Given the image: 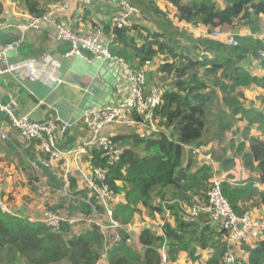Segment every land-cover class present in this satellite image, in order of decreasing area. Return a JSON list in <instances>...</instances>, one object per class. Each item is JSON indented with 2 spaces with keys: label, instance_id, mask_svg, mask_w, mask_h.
<instances>
[{
  "label": "trees",
  "instance_id": "1",
  "mask_svg": "<svg viewBox=\"0 0 264 264\" xmlns=\"http://www.w3.org/2000/svg\"><path fill=\"white\" fill-rule=\"evenodd\" d=\"M9 1L20 11L38 18L64 0ZM220 1L222 7L213 0H168L175 8L179 23L208 29L247 27L254 32L259 29L260 18L264 17V0ZM127 2L139 11L144 24L113 27L109 45L111 55L122 59L134 71L143 70L154 58L160 57L156 79L160 82L171 80L174 90H164L161 104L155 110L157 133L141 137L133 131L113 137L122 150L113 165H109L108 158L101 152H91V166L109 168L106 184L117 198L122 199L112 207L113 219L122 229L106 235L99 226L88 222L94 212L101 215L103 207L87 188L79 187L76 177H71L67 188L68 211L61 217L72 220L76 215L87 224L86 229L69 236L76 223L62 221L60 229L53 231L45 224L34 223L19 214L8 216L0 212V264H100L103 254L105 261L102 264H160L159 251L163 247L169 264L174 263L182 252L196 261L199 259L197 250L208 251L204 264H225L223 256L230 250L226 233L207 216L199 219L184 216L186 208L207 201L213 170L206 163H197L196 151L210 142L209 117H214L218 124L213 137L222 135L225 127V114L219 112L213 116L211 113L216 93L213 90L204 93L209 80L219 87L225 108L246 122L243 135L248 147L245 141L241 142L237 146L238 156L243 167L258 174V182L264 185V139L249 136L254 125L260 126L264 136V114L241 108L239 98L234 96L237 89L251 86L264 89V75L253 76L241 66L248 58L255 59L264 73V60L260 56L264 50L263 42L249 36H235L236 45L232 46L208 37L184 38L166 30L168 16L152 2ZM2 14L0 2V17ZM180 37L189 45L182 46ZM15 41L0 32V42L12 44ZM148 76L146 81L152 82ZM64 135L68 134L65 132ZM71 140L67 138L66 144ZM32 145L34 143L27 146L24 155L33 163V170L42 173L48 186L63 190L64 184L57 179L56 171L45 163L48 158L43 162L30 156ZM67 145L60 149L71 147ZM224 164L230 169L233 167L232 161H224ZM254 182L251 178L241 186L221 184L222 195L236 215H242L247 210L246 204L252 203L256 196L264 207V193L259 194L253 188ZM49 210L57 213L56 208ZM141 210L151 218H160L162 235L143 228L135 241L126 232L125 227L132 224L136 216H142ZM167 214L168 218L165 217ZM233 264H264V241L250 250L246 263L235 259Z\"/></svg>",
  "mask_w": 264,
  "mask_h": 264
},
{
  "label": "built area",
  "instance_id": "2",
  "mask_svg": "<svg viewBox=\"0 0 264 264\" xmlns=\"http://www.w3.org/2000/svg\"><path fill=\"white\" fill-rule=\"evenodd\" d=\"M93 1L64 0L60 4L51 6L41 17L36 18L26 15L25 22L16 25L19 31V38H17L16 42L0 49V77L14 71L23 70L27 77L35 78L38 74V65L35 60H27L22 64L13 65L8 62L7 52L13 45H19L23 41L26 32L40 31L50 27L52 38L55 41L69 44L70 48L65 54L66 58L84 56L85 53H88L93 58L118 64L121 82L114 94L113 104H106L99 108H88L80 118L79 122L87 131V138L63 150L56 143L55 127L52 124L35 122L28 117L16 118L13 115L11 108L16 105L14 100H11L6 106L0 104V113L8 118L11 128L17 131L21 140L28 146L34 143L35 147L53 164L63 166V191L67 192L68 180L72 177V164L76 168L78 161L82 157H86L88 170L83 172L81 168H77L76 171L80 175L81 182L79 184L81 188L85 187L94 194L98 203L103 207V221L96 222L90 218L88 222L99 226L102 233L105 234L107 230L122 229V226L113 219L112 207L117 197L106 184L109 168L92 167L90 163L91 152L93 150L101 152L103 157L108 158L109 165H113L119 160L122 150L113 141L112 138L114 136L108 135L106 130L139 128L138 131L140 132L138 134L141 137L157 133L159 129L155 125L154 115L156 108L161 104L164 90L157 88L146 92L145 71H134L122 59L111 55L109 45L112 43L113 35H111L107 44L101 28H96L90 34L83 35L73 32L67 25L58 22L60 14L66 12L73 3L88 5ZM118 1L122 11L113 19V27H130L140 17L139 11L130 6L127 0ZM5 26L9 28L14 25L8 24ZM215 35L217 37L220 36L218 33ZM226 43L232 46L236 45L233 36L226 38ZM260 56L264 60V51L260 53ZM0 139H7V135L1 127ZM209 183L206 203L186 208L185 213L189 219L207 216L212 224L226 233L227 243L230 248L251 238L255 232L264 233V219L253 217L248 211L242 215L234 213L222 195L221 184L223 180L221 178H217L214 175ZM4 192V182L0 179V212L8 216H15L16 211L8 202ZM94 214V216H98L97 212H94ZM82 220V218L66 220L55 212L46 211L38 219L30 221L34 223L41 222L51 228V230L58 231L62 221H68L73 224ZM126 227L129 228L130 225ZM128 234L130 235V233ZM159 253L160 264H169L164 247L160 249ZM103 260H105V254L101 257V261ZM223 262L225 264H233L235 262L231 250L224 254Z\"/></svg>",
  "mask_w": 264,
  "mask_h": 264
},
{
  "label": "crops",
  "instance_id": "3",
  "mask_svg": "<svg viewBox=\"0 0 264 264\" xmlns=\"http://www.w3.org/2000/svg\"><path fill=\"white\" fill-rule=\"evenodd\" d=\"M147 1L152 2L156 8L163 11L164 13L169 11V13L173 14L175 17V8L168 2V0ZM217 1L218 5L222 7V2L220 0ZM0 2L3 5V14L0 17V32H3L7 34L8 37H12L17 40V38H19V31L16 25L23 24L26 20V15L29 14L20 11L14 6L13 3L7 0H0ZM121 11L122 7L119 6L118 0H94L88 5L73 3L66 12L60 14L58 22L67 25L73 32L83 35L90 34L96 28H101L104 32L105 41L108 44L112 35L111 31L113 28V19ZM261 20H264V17H261L260 21ZM175 21L179 23L176 18ZM134 23L144 24V21L139 17L133 22V24ZM8 24L14 26L6 28L7 26L5 25ZM179 24L184 26H192L184 23ZM233 28V37L249 36L256 40L262 41L264 44V34L261 35L258 32H253L247 27H245L246 29H243L242 31L237 29L240 27ZM51 31L52 30L50 27H46L40 31L26 32L24 34L23 41L19 45H13V47L8 50L7 59L10 64L17 65L22 64L27 60H35L38 65V74L35 78H29L27 77L25 71L18 70L1 76L0 104L2 106H6L11 100H14L16 105L12 107L11 110L16 118L28 117L30 120L35 122H45L52 124L55 127L56 143L59 148H64L65 145H67V138L72 139L67 145L72 147L87 138V131L80 122L72 124L68 127V123L78 106V98L81 95L82 89L86 88L92 80L98 78L100 72H102L101 75L104 77L109 75L112 69L110 68L111 65L108 68L103 69L102 65L104 61L93 58L88 53H85L84 56H72L70 58H66L65 54L69 51V44L66 42L55 41L52 38ZM7 45L10 44H4L0 42V49ZM160 64L161 58L156 57L151 63L147 64L143 70L145 72L153 71L151 73L152 77L156 79ZM241 66L253 76L261 77L264 75L259 67V62L255 59H252V62L247 59L241 64ZM249 69L252 70L249 71ZM147 86L148 85L146 82V92H150L152 89H157L152 88L150 91H147ZM117 88L118 86L116 89ZM249 88H252V91L255 89H262L255 86H251ZM116 89H114V94ZM263 98L264 95L260 97V101L257 106H252L251 108L245 109H252L264 114ZM0 127L7 135L6 142L9 147L13 148L12 153L20 154L22 156L21 159L23 163V165L19 166L20 163L13 162L9 165L8 162L3 161V159L7 158L4 152V149L7 148L5 144L0 142V169L8 171L7 168L9 167L13 172V167L15 166V170L16 168H22L23 170H26L25 165H27V163L33 167V163L29 162L24 155L25 149L28 145L23 140H21L17 131L11 128L8 118H6V116L2 113H0ZM257 128L258 125H254L250 129L252 131L250 136L264 139V136ZM119 129L120 128L108 129L106 130V133L115 137L119 135ZM138 129L136 128L133 130L138 133ZM65 132L68 134L67 136L64 135ZM15 143L19 144L22 150H20V148H18ZM245 144L246 147H248V143L245 142ZM29 154L30 156H35L37 160H40V156H43V158L46 159V157L37 147H35V145H32L29 150ZM235 160L236 166L230 170L225 169V164L222 165L220 162L215 164L216 171H222V175H219V178L222 180L224 179L223 182H227L232 187L241 186L252 178L255 181L253 188L257 190L259 194L264 193V185L259 183L257 180L258 174L250 173L243 167L241 160ZM196 161H198L197 157ZM45 162L47 165H49V167H51V169L58 166L53 164L48 159ZM78 162L79 163L76 168L74 167V164L71 166L73 173L77 171V168H81L83 171L88 170V160L86 157H82ZM60 166L63 172V166ZM73 173L71 175L72 177ZM1 180L4 182L5 193H8L9 190L11 191L8 180L4 178ZM240 180L242 183H238ZM61 182L64 183L63 180H61ZM79 186L81 185L79 184ZM116 201L113 203V205L117 203ZM29 206H27V209L26 205L20 207L18 210L20 214L17 212L16 214L29 218L30 220L38 219L42 215L41 208L38 209V211H34L32 207ZM246 209V211L250 212L253 217L264 219V207L259 203L258 196L253 198L252 203L246 204ZM28 211L33 212L34 214L29 215L27 213ZM94 215L91 217V219L95 220L96 222L102 221L103 213L98 216ZM136 217L143 218V214L142 216ZM136 217L132 221V224H130L128 231L134 240L138 234L136 235V233H134V228L131 227H134L133 222L135 220L138 221V218L136 219ZM155 217L163 225V222L160 220V218L158 216ZM169 222L172 223V220L169 219ZM161 226H159L153 232L157 235H162ZM110 231L112 230H107L105 234L108 235ZM261 241H264V233L255 232L251 238L239 244L233 245L231 248L236 250L237 259H239L242 263H246L250 250L257 247ZM138 250L140 252L142 251L140 247ZM196 255L199 256V259L192 261L188 258L186 253L182 252L172 264H204L205 260L208 258V251L197 250Z\"/></svg>",
  "mask_w": 264,
  "mask_h": 264
},
{
  "label": "rangeland",
  "instance_id": "4",
  "mask_svg": "<svg viewBox=\"0 0 264 264\" xmlns=\"http://www.w3.org/2000/svg\"><path fill=\"white\" fill-rule=\"evenodd\" d=\"M9 1V0H7ZM216 3H218L217 0H213ZM11 2V1H9ZM14 4V3H13ZM14 6L18 9L16 4ZM166 15L168 16L167 20L169 23H166V30L169 33H177L179 36L184 37V38H204L208 37L212 40L221 42L226 44V38L229 36H233L232 31L234 30L233 27H219L215 29H208L204 26H184L182 24H179L175 21V17L173 14L169 13V11H166ZM166 20V21H167ZM170 25V26H169ZM259 29L256 31L259 34H264V20L259 21L258 24ZM239 30L246 29L245 27H240L237 28ZM249 29V28H248ZM254 32V31H253ZM218 33L220 34L219 37H217L215 34ZM179 38L181 45L186 46L189 45V42L185 40L184 38ZM264 51V50H263ZM252 62L251 58H248ZM252 69H249L251 71ZM153 71H146V77H150L152 79V82L146 81L147 82V91H150L154 87H159L163 90H174L173 82L169 79L166 81L160 82L157 81L155 78L151 77ZM151 74V75H150ZM151 83V84H150ZM208 84V89L204 91V93L213 90L216 93V98L212 102V107H211V113L213 116H217L219 112H223L225 114V120H224V125L225 127L223 128V134L220 136H214V133H217L216 131L218 130V124L214 120V117L210 116L209 117V124H210V142L208 143L207 146L199 149L196 151V157L198 159L197 163H205L210 165L212 167V174L213 176L215 175L217 178H219V175H222V171H216L215 164L217 162L223 163L224 161H232L233 162V167H235V159H239L238 152H237V146L240 144V142H247L245 140V137L243 135V131L246 127V122L240 118V116H234L232 115V112L228 109L225 108V106L222 104V95L219 91V87L211 80L207 81ZM264 95V90L263 89H255L252 91V88H243V89H237L234 93V96H237L239 98V103L241 105V108H251L252 106H257L260 97ZM260 127V126H259ZM259 127L257 129H259ZM133 128H120L119 129V135L122 134H127L130 132H133ZM143 131V130H142ZM135 132V131H134ZM140 132V131H138ZM252 134V131L249 130V136ZM2 144L6 145L7 149H4L6 159H3V161L8 162L9 165L10 163H20V165H23L22 163V156L18 153H12L13 148L9 147L7 145V142L5 139H0ZM20 150H22L21 146L17 143H15ZM12 148V149H11ZM40 160L43 162L45 159L43 156L39 157ZM240 160V159H239ZM50 161V160H49ZM46 163V162H45ZM15 165V164H14ZM26 166V170H23L22 168H16L15 166L13 167V172L11 168H7L8 171H4V169H0V179H6L10 183V189L8 193H6V198L13 209L19 213V208L26 205V209L29 207H32V209L35 211L41 208L42 215L46 211H50L49 209L51 208H56V211L60 216H66V213L68 211V205L70 202V198L68 196V193L60 190V189H54L46 184V179L42 176V173L39 170H33L32 167H30L29 163ZM232 167V168H233ZM56 170V176L58 180H63V175L64 172H62V168L60 164H58L57 167L53 168ZM226 170H230L228 166H225ZM224 169V170H225ZM223 170V171H224ZM86 172V171H83ZM220 172V174H219ZM73 177H76L78 179V183L81 182L80 180V175L77 172L73 173ZM227 178V177H226ZM251 178V177H250ZM68 179V178H67ZM224 180V179H223ZM238 183H242V181H238ZM81 187V186H79ZM116 202L121 201V197H118L116 199ZM43 207V208H42ZM53 212V211H52ZM143 212V218L136 217L138 218V221L133 222V226L131 228H134V233L136 235L143 229V228H148L152 231H155L159 226L162 224L158 221L156 217H149L145 211ZM247 212V211H245ZM29 215H33V212H27ZM20 214V213H19ZM74 215V220L79 217H75ZM185 217H188L187 215L184 214ZM166 218L169 217L167 214L165 216ZM199 219V218H198ZM103 221V220H102ZM163 226V225H162ZM161 226V227H162ZM87 227V224L84 222H76V224L72 227L71 233L69 236L72 234H79L83 230H85ZM125 230L128 232L129 228L126 227ZM129 233V232H128ZM138 249V247H137ZM232 251V255L234 259H237L236 256V250L230 248ZM105 260L101 261L100 264H102ZM172 264V263H170Z\"/></svg>",
  "mask_w": 264,
  "mask_h": 264
},
{
  "label": "water",
  "instance_id": "5",
  "mask_svg": "<svg viewBox=\"0 0 264 264\" xmlns=\"http://www.w3.org/2000/svg\"><path fill=\"white\" fill-rule=\"evenodd\" d=\"M111 65L112 71L109 75L102 76L99 73L98 78H95L90 84L82 89L81 95L78 98V106L72 118L68 123V127L80 121L84 111L88 108H99L106 104H113L114 89L120 84L121 76L119 75V66L116 62L104 61L103 69Z\"/></svg>",
  "mask_w": 264,
  "mask_h": 264
}]
</instances>
